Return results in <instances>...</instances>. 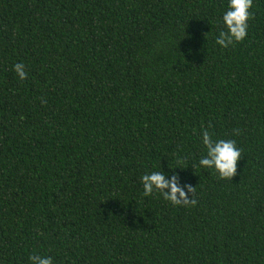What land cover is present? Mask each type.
<instances>
[{
	"label": "trees",
	"instance_id": "trees-1",
	"mask_svg": "<svg viewBox=\"0 0 264 264\" xmlns=\"http://www.w3.org/2000/svg\"><path fill=\"white\" fill-rule=\"evenodd\" d=\"M228 3L0 0V264H264V0L225 49ZM152 172L196 204L145 197Z\"/></svg>",
	"mask_w": 264,
	"mask_h": 264
},
{
	"label": "clouds",
	"instance_id": "clouds-1",
	"mask_svg": "<svg viewBox=\"0 0 264 264\" xmlns=\"http://www.w3.org/2000/svg\"><path fill=\"white\" fill-rule=\"evenodd\" d=\"M253 0H229L228 10L223 15L224 30L219 32V39L215 43L222 48H228L230 45L242 42L247 36L248 21L251 18L250 9ZM20 80L26 78L24 65L18 63L14 66ZM211 127V125H209ZM203 145L206 148V158L199 160V166L213 170L218 179L232 180L237 173V163L241 159V150L237 148L234 140L220 139L214 141L207 129L203 132ZM143 184V195L151 196L153 193H159L165 201H169L174 206L195 205V188H189L193 193L191 200L188 199L185 192L177 186V177L173 176L169 181L161 172H152L145 174L141 178ZM165 189H170L165 192ZM179 197V198H178ZM31 264H52L51 258L32 255L29 257Z\"/></svg>",
	"mask_w": 264,
	"mask_h": 264
}]
</instances>
